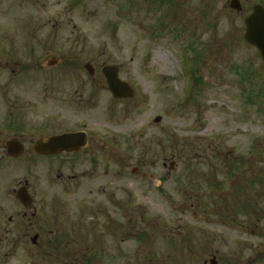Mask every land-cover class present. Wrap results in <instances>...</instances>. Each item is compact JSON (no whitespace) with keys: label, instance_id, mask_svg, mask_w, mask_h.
<instances>
[{"label":"rangeland","instance_id":"1","mask_svg":"<svg viewBox=\"0 0 264 264\" xmlns=\"http://www.w3.org/2000/svg\"><path fill=\"white\" fill-rule=\"evenodd\" d=\"M230 1L0 0V30L27 56V109L60 129L101 135L106 151L117 150L107 155L106 183L118 204L97 202L107 209L100 225L118 223L121 264H247L262 253L264 68L243 42L244 15L232 13ZM107 66L118 68L131 98L111 96ZM4 168L0 198L9 206L10 178L26 171ZM59 195L61 208L73 211L62 187ZM17 209L0 208V264H51L12 249L23 232L18 220L5 225ZM169 238L179 246L168 251Z\"/></svg>","mask_w":264,"mask_h":264},{"label":"flooded vegetation","instance_id":"2","mask_svg":"<svg viewBox=\"0 0 264 264\" xmlns=\"http://www.w3.org/2000/svg\"><path fill=\"white\" fill-rule=\"evenodd\" d=\"M255 5H260L264 10V0L255 3L251 0H238L235 9L229 5L232 13L244 15L242 37L245 33L244 19L250 15ZM20 46L16 36L0 30V174L1 171H6V164H19L26 171L21 177L10 178L13 183L9 184L11 186L7 191L12 193L13 204L5 205L0 198V208H18L8 216L5 225L11 226L18 220L16 230L23 232V236L17 237L19 245H12V249L19 246L24 258L29 256L30 261L48 259L51 264H121L124 241L118 235V223L112 220L113 224L107 226L108 228L102 227L100 218H105L107 209L103 207L104 204L97 202V197H105L112 204L115 201L111 207L116 208L118 204L115 189L109 192L106 183L107 155L114 156L117 150L111 147L106 151V146L103 147L100 143L101 135L93 139L82 127L60 129L49 117L41 122L27 109V100L23 98L26 89L27 56ZM33 62L34 65L42 67L40 61ZM261 62L264 68V61ZM54 80L51 81L52 91L58 86L56 79ZM44 89L47 90L46 87ZM64 134L81 136L68 142L70 149L59 151L58 145L50 143V140ZM34 165L36 172L32 174ZM42 165L47 166L46 170ZM118 174L120 177L121 173ZM91 181L93 188L90 187ZM112 182L113 180L110 183ZM234 183L235 181L232 185ZM59 187L74 202L73 211L61 208ZM80 208L87 210H79ZM249 212L256 214L263 210L249 208ZM232 216L237 217L234 210ZM262 219L264 216L261 215L259 222ZM234 222L236 221L232 220L229 224L234 226ZM209 223L204 221L203 224ZM241 225L245 226L244 223ZM111 228L114 230L107 232ZM3 229L4 241L10 243L11 228ZM200 234L202 238L205 236L202 229ZM169 240L171 245L168 246V251L172 249V245L179 246L178 242L171 238ZM2 246L4 245L0 241V249ZM260 248L263 249L262 253L253 254L247 264H264V246ZM108 259H111L110 263L103 262Z\"/></svg>","mask_w":264,"mask_h":264},{"label":"water","instance_id":"3","mask_svg":"<svg viewBox=\"0 0 264 264\" xmlns=\"http://www.w3.org/2000/svg\"><path fill=\"white\" fill-rule=\"evenodd\" d=\"M235 7H237V0L231 2V8L235 9ZM244 22L246 25L244 40L249 45L255 47L264 60V10L260 6H255L252 13L245 18ZM85 69L90 75L93 74V68L90 65H85ZM102 74L106 79L109 91L115 98L132 97V89L126 83L118 79V71L115 67H104L102 69ZM160 120V118H156L155 122H160ZM78 136H62L54 139L53 142H58L59 150L70 149L67 142H70L73 138H77Z\"/></svg>","mask_w":264,"mask_h":264},{"label":"bare ground","instance_id":"4","mask_svg":"<svg viewBox=\"0 0 264 264\" xmlns=\"http://www.w3.org/2000/svg\"><path fill=\"white\" fill-rule=\"evenodd\" d=\"M88 122H89L90 124H92V121L89 120Z\"/></svg>","mask_w":264,"mask_h":264}]
</instances>
